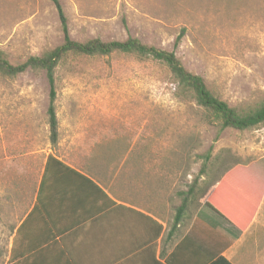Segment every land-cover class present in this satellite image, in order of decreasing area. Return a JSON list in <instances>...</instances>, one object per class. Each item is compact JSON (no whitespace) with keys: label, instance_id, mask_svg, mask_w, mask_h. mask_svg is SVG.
Returning a JSON list of instances; mask_svg holds the SVG:
<instances>
[{"label":"rangeland","instance_id":"obj_1","mask_svg":"<svg viewBox=\"0 0 264 264\" xmlns=\"http://www.w3.org/2000/svg\"><path fill=\"white\" fill-rule=\"evenodd\" d=\"M59 1L76 42H124L132 37L172 52L184 31L177 57L220 99L234 108L253 107L264 99V0ZM63 42L51 0H0V57L12 65L40 57ZM49 90L44 72L0 77L3 208L8 184L24 174L33 180L50 148ZM56 91L62 127L71 119L97 138L106 132L99 139L104 144L112 140L120 146L114 141L124 136L130 142L125 156L144 161L140 173L154 181L155 196L163 192L169 201L199 174L203 160L198 156L211 150L217 157L226 151L219 175L232 167L229 173L243 174L260 197L250 232L254 236H248L253 248L249 246L248 262L264 264V127L219 132L195 102L176 97L177 84L165 67L129 56L69 59L56 73ZM109 127L111 132L103 130ZM179 202L172 203L176 207ZM6 210L0 214V264H7Z\"/></svg>","mask_w":264,"mask_h":264},{"label":"crops","instance_id":"obj_2","mask_svg":"<svg viewBox=\"0 0 264 264\" xmlns=\"http://www.w3.org/2000/svg\"><path fill=\"white\" fill-rule=\"evenodd\" d=\"M57 120L58 140L36 177H17L4 208L0 200L9 226L7 264H169L186 237L195 246L186 244L178 264H197L202 254L255 264L248 262L255 221L239 233L204 206L192 222L175 226L173 201L163 192L155 196L154 181L140 173L144 161L125 156L124 136L114 141L121 147L104 144L106 132L97 138L71 119L62 127L58 113Z\"/></svg>","mask_w":264,"mask_h":264},{"label":"trees","instance_id":"obj_3","mask_svg":"<svg viewBox=\"0 0 264 264\" xmlns=\"http://www.w3.org/2000/svg\"><path fill=\"white\" fill-rule=\"evenodd\" d=\"M58 11L64 42L61 46L43 53L40 57H31L21 65H12L5 57H0V77L14 79L27 70L33 72H44L49 83V106L47 109V124L50 132V143L56 144L58 140L57 120V91L56 73L59 67L69 59L75 57L105 58L115 55L129 56L140 62L151 61L165 67L170 73L174 83L177 84L176 97L180 100L195 102L203 109L205 118L209 125L216 126L219 132L226 129L239 131H250L264 127V99L253 107L234 108L220 99L212 91L205 80L192 72H189L176 55L182 36L176 39L175 50L167 52L142 44L138 39L129 37L124 42H103L100 39H91L83 43L71 39L68 18L59 0H51ZM226 152L223 151L222 154ZM212 156L210 150L204 155L198 156L203 160L199 174L189 182L186 191L176 193L173 201H180L176 205V216L174 225L188 223L194 220L196 213L202 207V200L207 195L204 206L215 213L220 219L241 233L246 231L256 214L255 209L260 203V197L249 188L248 181L241 173H229L231 168L219 175L224 155ZM216 187V188H215ZM236 190V193L232 191ZM99 192L103 191L96 186ZM238 190L240 193H238ZM212 192V193H211ZM105 195V194H104ZM256 206V207H255ZM194 241L186 237L178 246L169 264H178L176 257L186 244ZM197 264H232L225 257L215 258L205 255L198 258Z\"/></svg>","mask_w":264,"mask_h":264}]
</instances>
